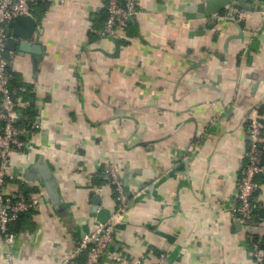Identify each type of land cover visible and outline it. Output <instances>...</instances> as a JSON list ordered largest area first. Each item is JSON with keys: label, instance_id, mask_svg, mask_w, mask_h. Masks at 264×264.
<instances>
[{"label": "crops", "instance_id": "1", "mask_svg": "<svg viewBox=\"0 0 264 264\" xmlns=\"http://www.w3.org/2000/svg\"><path fill=\"white\" fill-rule=\"evenodd\" d=\"M135 1L113 40L101 35L103 0L38 1L33 38L7 48L12 82L31 89L18 109L42 122L32 154L13 155L5 194L41 203L23 214L14 244L0 235V264H63L101 211L116 210L109 164L129 202L111 247L118 260L100 264H256L264 175L255 222L228 209L249 122L264 128V5L238 22L226 17L237 2L200 18L195 6L206 0Z\"/></svg>", "mask_w": 264, "mask_h": 264}, {"label": "built area", "instance_id": "2", "mask_svg": "<svg viewBox=\"0 0 264 264\" xmlns=\"http://www.w3.org/2000/svg\"><path fill=\"white\" fill-rule=\"evenodd\" d=\"M38 1L53 0H0V235L6 245L11 246L17 235L10 231V224L17 221L23 214L28 213L41 203L40 199L28 200L20 193L15 198L5 194L6 180L13 165L14 154L29 156L35 150L32 131L41 127V119L31 125V128L18 126V104L20 97L12 87L10 63L7 59V23L18 16L29 15L32 6ZM107 17L105 28L101 35L109 39H117L120 30L133 18L137 12V2L128 0L125 4L121 0H103ZM253 6L264 5V0H253ZM249 11L229 6L226 17L242 22L249 17ZM250 136L249 149L245 154V167L237 186L235 200L231 203L228 212L244 224H251L258 219V206L254 200L259 188L258 177L264 175V128L255 118L249 122ZM107 173L116 195V210L114 215L105 224H99L96 229L84 235L78 248L63 264H76L77 258L85 253V264H100L104 256L118 260L111 251L115 241L117 226L123 222L128 208V194L119 169L109 164ZM253 257L256 264H264V253L261 240L250 237ZM131 264H141L133 261Z\"/></svg>", "mask_w": 264, "mask_h": 264}, {"label": "water", "instance_id": "3", "mask_svg": "<svg viewBox=\"0 0 264 264\" xmlns=\"http://www.w3.org/2000/svg\"><path fill=\"white\" fill-rule=\"evenodd\" d=\"M233 2H237L238 6L246 11L254 12L256 10H261L260 7L251 6L249 4V0H206L195 6L196 13L200 18L210 17L212 15L223 12ZM36 29V20L31 15L18 16L13 21L8 22L6 26V32L8 36L7 48H9L10 44H17L18 39L31 40ZM21 47L27 48L28 45L27 43H22ZM34 50V52H38V49L34 48ZM17 122L20 123V120L18 119ZM48 190L50 191L49 193L53 194L52 187L49 183ZM114 213L115 210L101 211V224H105Z\"/></svg>", "mask_w": 264, "mask_h": 264}, {"label": "trees", "instance_id": "4", "mask_svg": "<svg viewBox=\"0 0 264 264\" xmlns=\"http://www.w3.org/2000/svg\"><path fill=\"white\" fill-rule=\"evenodd\" d=\"M12 87L13 89H15L18 93V97H23L24 95L26 96L27 93L31 90L29 88V86H27V84H22V85H15L13 82H12ZM20 109L23 111L22 115H21V121L20 123H17L19 127L21 128H28L30 129L31 128V124L33 123V119H34V116H35V112H34V109L32 107H29L28 109L26 108H23V107H19V112H20ZM2 127V124L0 123V129ZM260 211V210H259ZM259 211L257 213H259ZM259 215H261L259 213ZM24 215H22L17 221L13 222L10 224V231L11 232H20L22 229L20 228L21 226V222H22V217ZM262 241H261V248L263 250V253H264V236L262 237Z\"/></svg>", "mask_w": 264, "mask_h": 264}]
</instances>
